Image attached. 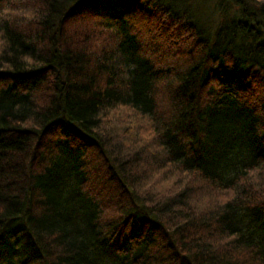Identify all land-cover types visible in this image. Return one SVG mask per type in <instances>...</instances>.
<instances>
[{
	"label": "trees",
	"instance_id": "trees-1",
	"mask_svg": "<svg viewBox=\"0 0 264 264\" xmlns=\"http://www.w3.org/2000/svg\"><path fill=\"white\" fill-rule=\"evenodd\" d=\"M0 0V264H264V0Z\"/></svg>",
	"mask_w": 264,
	"mask_h": 264
},
{
	"label": "rangeland",
	"instance_id": "rangeland-1",
	"mask_svg": "<svg viewBox=\"0 0 264 264\" xmlns=\"http://www.w3.org/2000/svg\"><path fill=\"white\" fill-rule=\"evenodd\" d=\"M176 6L190 9L196 20L199 19L207 31L213 32L220 24L228 19L221 17L219 0H176Z\"/></svg>",
	"mask_w": 264,
	"mask_h": 264
}]
</instances>
